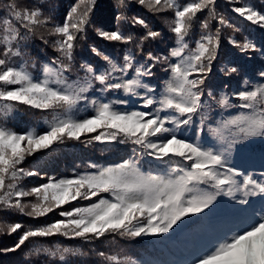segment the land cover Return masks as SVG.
Listing matches in <instances>:
<instances>
[{"label":"snow or ice","instance_id":"1","mask_svg":"<svg viewBox=\"0 0 264 264\" xmlns=\"http://www.w3.org/2000/svg\"><path fill=\"white\" fill-rule=\"evenodd\" d=\"M135 4L164 18L172 44L151 47L168 37ZM231 11L264 31V0ZM241 32L218 0H115L103 11L97 0H74L63 13L52 0H0V256L264 264V38ZM37 40L56 53L39 76L30 71ZM18 105L44 114L43 131L7 126ZM68 141L134 147L71 178L42 172L36 154ZM33 177L44 182L28 186ZM53 237L85 245L126 237L169 258L93 247L95 259L78 262L70 258L87 255L81 247L48 246Z\"/></svg>","mask_w":264,"mask_h":264},{"label":"trees","instance_id":"2","mask_svg":"<svg viewBox=\"0 0 264 264\" xmlns=\"http://www.w3.org/2000/svg\"><path fill=\"white\" fill-rule=\"evenodd\" d=\"M242 2H244V0H218L219 11L227 18H230V22H234L237 27L241 28L242 32L235 34L238 39H242L243 34V36H250L256 41H259L261 38H264V31H261L258 27L252 26L248 22L243 21L238 17L237 14L231 11L232 7ZM251 2L257 7L261 6V0H251ZM52 3H54V5L59 9L60 13H63L72 3H74V0H52ZM114 3L115 0H97L98 8L101 11L107 9L109 5H114ZM133 13H138L142 17L148 18L154 26L162 29L166 37H168L163 42L153 43L151 47L165 49L169 44L173 43V41L170 39V34L167 31L164 18L158 14L150 12L147 8L138 4L133 6ZM230 32L231 30H229V33ZM223 48L225 51L231 50L227 43L223 45ZM29 51L36 64L34 68H30V71H32L35 76L40 75L41 64L46 61L47 57L54 58L56 55L55 50L50 45L43 46L39 40H37L30 47ZM259 61L260 57L257 55L253 61V65L257 70V75L260 68ZM253 65H249V68L251 69ZM160 75L163 76L164 74L160 73ZM216 79L219 80L220 77L217 76ZM137 106H139V104H137ZM88 111H90V108ZM81 114H87L83 107L81 108ZM43 115L44 114L40 113L38 110L31 109L25 105H18L17 108L14 109L12 118L7 121V126L17 131H25L31 128H36L37 131H43V129L46 127L43 121ZM216 115L217 118H219V113ZM101 131H103V129H101ZM93 135H95V133ZM81 139L83 141L85 137H82ZM133 147L134 146L130 143L105 144L93 142L92 144H85L83 142L68 141L61 145L55 152H48L46 155L37 153L36 158L38 159L42 172H46L49 176H56L57 178H71L77 172L82 173L85 171L89 162H95L99 164L119 162L121 158L132 154ZM33 159L34 158L30 157L26 164L32 162ZM144 167L147 170L149 165L145 164ZM42 182L44 181L37 177L30 178V180L26 181L28 186H37ZM74 203L80 204L81 206H86L88 202L85 201L81 203L80 201H75ZM65 207H68V205H65ZM49 216L52 217V219L56 218L53 214H49ZM3 219L4 218L0 216V220ZM22 219L25 221L30 220L28 217H22ZM47 219L48 217L41 218V220ZM0 242H4L3 237H0ZM54 244H62L64 246L70 247H81L82 251L87 255L70 258L73 261L78 262H90L94 260V253L90 252V249L93 247H99L101 250L109 251L110 254L121 252L123 254L131 255L133 258L142 260H164L169 258L167 251L161 249L159 246L153 247L143 242H137V240H130L126 237H116L114 243L105 241L102 245H85L80 241L68 240L63 237L50 238L48 241V246H52ZM27 252L28 249H25L23 252H20L15 256L11 254L8 256H0V264H29L30 261H34L36 264H48L45 258H37L35 256L29 257ZM56 259L57 264H62V262L58 261V258Z\"/></svg>","mask_w":264,"mask_h":264}]
</instances>
